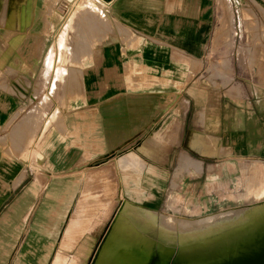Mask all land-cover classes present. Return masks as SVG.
Segmentation results:
<instances>
[{"label":"crops","instance_id":"1","mask_svg":"<svg viewBox=\"0 0 264 264\" xmlns=\"http://www.w3.org/2000/svg\"><path fill=\"white\" fill-rule=\"evenodd\" d=\"M91 1L109 21L73 45L77 89L0 99V264L59 263L108 185H144L157 210L171 192L208 207L237 165L264 164V0ZM182 153L201 171L176 177Z\"/></svg>","mask_w":264,"mask_h":264},{"label":"rangeland","instance_id":"2","mask_svg":"<svg viewBox=\"0 0 264 264\" xmlns=\"http://www.w3.org/2000/svg\"><path fill=\"white\" fill-rule=\"evenodd\" d=\"M77 2L78 0L74 9L73 2H70L69 6L67 0L63 8H59L58 2L53 0H0V99L61 101L67 99L70 91L74 92L77 89V80L74 82L75 87L68 88L69 78L76 73L71 69H79L83 65L78 51L74 48L78 49L79 46L83 48L84 44L89 42L87 38L95 34L101 24L105 25L109 21L107 13L93 1ZM80 5L84 7L79 8ZM12 23L15 24L13 29ZM96 42L98 41L92 42L93 48L98 47ZM53 46L57 52L54 55L49 54ZM89 63L87 60L84 62L86 65ZM31 106H39V112L44 110L43 107H48L45 103ZM179 161L176 177L183 171L189 172L191 168L201 171V167L191 166L197 161L186 153L181 154ZM234 172V178L232 181L230 178V183H223L222 188L215 186L213 195H219L220 198L212 201L213 204L208 207L206 205L200 207V203L193 199L176 198L171 192L165 205L157 210L146 205L149 203L145 197L146 192L141 191L144 185L135 184L136 188L133 190L124 185L123 192L121 190L117 192L108 185L105 200L93 199L90 201L91 206L83 209L82 215L76 216L74 240H70L65 246L61 245L54 258L60 260L59 263L54 260L50 264H97L100 258L95 253L96 249L105 244L104 235L113 226L119 213L125 210L126 205L135 206L129 210L130 219L140 221L150 227V231H156L158 234L152 236L143 231L147 243L152 247L145 264H172L177 258L186 264L215 263L220 259L217 257L211 258L213 260L208 258L207 261L199 259V263L197 257L193 256L192 244L184 243L185 237L199 236L207 232L212 233L206 238L221 236L242 228L254 218V214L264 210V200H260L263 196L261 191L264 187V164L242 163L234 168ZM172 188H176V181L172 183ZM251 196L258 200H250ZM230 209L234 210L233 216L219 221L217 228L213 227L211 230L204 226L197 231L178 230L183 228L185 221L193 227L208 218L207 216ZM199 219L201 220L190 222ZM170 221L174 222V228L166 226ZM164 235L172 239L164 240L161 237ZM204 239L205 236L198 242ZM179 252H184L185 260L180 258L182 256ZM47 259L45 256L42 258L43 261Z\"/></svg>","mask_w":264,"mask_h":264},{"label":"bare ground","instance_id":"3","mask_svg":"<svg viewBox=\"0 0 264 264\" xmlns=\"http://www.w3.org/2000/svg\"><path fill=\"white\" fill-rule=\"evenodd\" d=\"M85 1L86 3L89 2V0ZM81 7H84V5H80L79 8ZM11 19L12 22H14L13 18ZM14 25L15 24L12 23V29L14 28ZM131 208H135V206L126 205L125 210L119 213L120 215H118L115 221L113 220V226L109 231L107 230L104 235L105 244L101 247L99 246L95 252L100 258L98 259L99 264H145V261L148 259L152 247L147 243L143 231L152 234V236H158V234L156 231H150V227L140 223V221L133 218L130 219L129 210ZM233 211L234 210L231 209L225 210L218 212L215 215L207 216L208 218L206 219L201 218L204 219L202 221H200L201 219L190 221H200L193 227L190 226L189 222L185 221L183 222V228H178V230L191 229L192 231H197L204 226L205 228H211L212 230L213 227H219V221H223L233 216ZM156 217L158 218L157 214ZM253 217L254 218L247 224H243L244 226L242 228L224 233L221 236L206 238L212 233L207 232L199 236H186V241L184 243L192 244L193 256L195 258L197 257L196 259H198V262L199 259L206 260L208 258L211 259L217 257V259L220 260L215 263L212 262L213 264H264V210L254 214ZM166 226L174 228V222L170 221ZM204 236L205 239L198 242ZM161 237L167 241L172 239L165 235ZM184 252H179L181 253L180 256H182L180 258H184ZM180 261L181 260L177 258L172 264H186Z\"/></svg>","mask_w":264,"mask_h":264}]
</instances>
